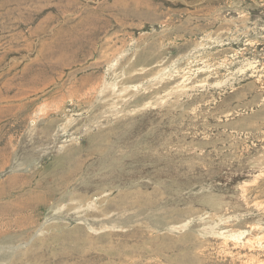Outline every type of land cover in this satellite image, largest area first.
<instances>
[{"label": "rangeland", "instance_id": "1", "mask_svg": "<svg viewBox=\"0 0 264 264\" xmlns=\"http://www.w3.org/2000/svg\"><path fill=\"white\" fill-rule=\"evenodd\" d=\"M71 148L63 194L111 186L102 205L132 217L118 264H191V232L201 264H264V0H0V240L27 245L30 212L4 205L56 186ZM36 210L54 226L32 250L80 223ZM151 214L191 224L150 232Z\"/></svg>", "mask_w": 264, "mask_h": 264}, {"label": "bare ground", "instance_id": "2", "mask_svg": "<svg viewBox=\"0 0 264 264\" xmlns=\"http://www.w3.org/2000/svg\"><path fill=\"white\" fill-rule=\"evenodd\" d=\"M72 149L73 148L62 149L59 153L60 157H65L68 159L67 162L71 164L70 167H72V169L70 172L65 173V176L60 177L62 179L61 181L58 179L56 186L51 187V189H45L44 190L45 192H43L40 196L38 195L37 197H34L33 199L34 202H30L32 200L24 201L22 203H19L18 206H15L13 204H8V202H6V204L4 205L5 212H12L15 208H17L20 211L27 210V213L30 212V214L27 215V231L24 233L25 237L18 236L24 239L27 238V245L15 246V242H16L15 237L2 238L0 240L1 249L6 248V251H7V249L9 248L12 252L8 251L9 253L1 255L0 264H3V263L13 264L11 258L25 255L26 248H27V261L31 264L32 263L39 264L41 260L45 258L48 259L47 263L50 262L49 260L54 261V263L52 264H69L70 262L72 263V261L75 262L76 264H101V263L118 264L119 261H122V258L124 256H126L129 259H132L134 257L132 255L134 249L126 247L124 245V240L120 241V239H116L117 236H119L118 234L119 230L124 231L125 228L127 229V227L129 226H125V224L132 221L131 220L132 217L125 216L126 215L125 213L128 211V209H126L127 206L125 207L124 205L122 208L118 210H116L117 209L116 208L115 212H113L112 210H110L108 206L102 205L104 202L107 201L108 195L106 196L105 194H107L108 192H112L113 187L106 186V185L101 186L99 190L97 189L98 192L94 193L93 195L92 194L90 195L88 192L81 193V192H77L74 190L68 191L65 194H63L62 192L63 187H61V185L62 184L66 185L69 181L68 179L69 178L71 179V177L74 176L77 171L79 172L80 166H79V162L77 161V155H79L78 154L79 152L76 151V149H73V150ZM108 156L109 155H103L101 160H102L103 165H105L106 168H112L114 164H110V163L108 164L109 162ZM28 159L30 160V158ZM95 196L97 197V199L95 198ZM11 197L12 195L6 194L5 199H7V201L10 200L11 202L12 201ZM98 197L100 199H98ZM124 198L125 200L127 199L126 197ZM120 202L122 203V201ZM139 202L140 204L142 203L140 200ZM40 208L48 209L50 211L49 215H52V214L58 215V216L63 215V219L65 220H72L73 218L72 216L76 215L77 216L76 220L80 222L74 228H71L70 230H68V232L54 236V240L56 241V243L61 241V245H58L59 248H56V246L54 248L53 247L51 248L50 246H46V243H43L42 244L43 247L38 250H32L30 248L31 247L30 243L32 241H35V239H38L41 241V239H43L44 237L45 232L49 231V228L54 226L53 225L54 223L53 224L45 223L41 225L40 228L37 229V227L39 226V219H37V216H36V211H37L36 209H40ZM116 214L118 215V217L115 216ZM156 217L157 215L151 214V216H149L148 218L149 224L147 223L144 224L148 226V229L150 232L169 227L168 232L183 233V231H186L191 224V222L185 221V220L173 221L167 224L166 223L167 220L165 219V217L163 218V220L162 218L159 219V217L157 218ZM3 225H5V223ZM129 232L128 234H126L129 238L138 236V232L135 229L132 230L130 233ZM191 234L186 233V235H183V236L182 234H180L181 237L178 240V242L180 244L187 245L188 253L186 255V258L191 264H201L200 263L201 260H199V258L196 256V252H195V255L193 253L195 249H197L198 246L200 247L199 241L197 239L198 236L191 235ZM217 234L222 236L223 233L218 232ZM165 235L167 234L165 233ZM242 236H244V233H242L241 235H237V234L233 235V233L230 235L223 234V237L226 240H228V238H231V237L238 239ZM125 238L127 239V237ZM165 240L173 241L169 238L168 239L165 238ZM67 246L69 247V249L67 248ZM57 250H59L60 252L57 253L56 252ZM120 251H124V252L120 253ZM2 252H5V251H2ZM2 252H0V254ZM144 253L148 254L146 256L151 257V258L155 256L167 258L165 254L161 253L160 250H157V249H154L153 251L144 250ZM104 260L106 262H103Z\"/></svg>", "mask_w": 264, "mask_h": 264}]
</instances>
